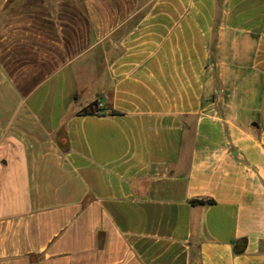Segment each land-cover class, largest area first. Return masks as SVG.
Listing matches in <instances>:
<instances>
[{"label": "crops", "instance_id": "crops-1", "mask_svg": "<svg viewBox=\"0 0 264 264\" xmlns=\"http://www.w3.org/2000/svg\"><path fill=\"white\" fill-rule=\"evenodd\" d=\"M0 264H264V0H0Z\"/></svg>", "mask_w": 264, "mask_h": 264}, {"label": "trees", "instance_id": "trees-1", "mask_svg": "<svg viewBox=\"0 0 264 264\" xmlns=\"http://www.w3.org/2000/svg\"><path fill=\"white\" fill-rule=\"evenodd\" d=\"M98 101L95 100L80 110L81 114H100L104 111L103 107L98 105ZM111 114H118L116 110H111ZM193 204H213L215 200L212 198H194L191 200ZM242 246V245H241Z\"/></svg>", "mask_w": 264, "mask_h": 264}, {"label": "built area", "instance_id": "built-area-1", "mask_svg": "<svg viewBox=\"0 0 264 264\" xmlns=\"http://www.w3.org/2000/svg\"><path fill=\"white\" fill-rule=\"evenodd\" d=\"M98 105H99L100 107H102V104H101V103H98Z\"/></svg>", "mask_w": 264, "mask_h": 264}]
</instances>
